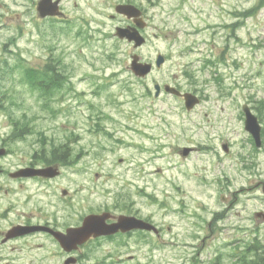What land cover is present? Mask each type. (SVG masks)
<instances>
[{
	"label": "rangeland",
	"instance_id": "rangeland-1",
	"mask_svg": "<svg viewBox=\"0 0 264 264\" xmlns=\"http://www.w3.org/2000/svg\"><path fill=\"white\" fill-rule=\"evenodd\" d=\"M76 2L79 6L71 15L79 20L69 30H45L39 24L44 34L27 35L35 39H23L14 48L37 68L46 65L51 49L61 58L57 67L67 66L75 89L52 104L58 114L47 112L37 93L20 84L18 71L9 73L20 63L8 51L3 52L8 60L0 62L5 72L0 75L1 89L8 95L1 93L0 98L14 118L37 116L40 120L30 125L35 132L56 142L73 135L75 149L81 140L90 150L78 164L100 174L98 180L93 172L86 174L87 213L110 207L111 213L134 214L165 231L160 237L150 234L146 242L134 237L131 248L119 253H112L115 244L93 243L83 264H179L184 258H189L187 264H215L219 255L225 261L221 264H229L236 246L257 237L264 244V221L255 217L264 212V145L255 146L242 110L248 104L258 115L254 107L264 100V0H160L159 6L149 8L155 20L139 55L145 61L155 62L158 55L169 60L147 82L136 80L130 70L131 57L138 52L116 37L108 3ZM259 3L254 16L234 17L235 11L257 9ZM112 54L115 60L109 58ZM211 56L224 62L217 69L201 70L203 59ZM185 70L193 72V78ZM155 81L196 92L201 103L189 112L182 99L166 95L159 100ZM12 99L19 108L12 107ZM9 120L7 114L0 116V134L7 132ZM97 120L100 133L93 128ZM260 123L264 129V120ZM104 132L122 143L113 137L108 142ZM223 145H228V153ZM77 161L71 167L76 168ZM73 171L69 176L80 179L82 175ZM118 175L133 186L124 191L125 199L114 202ZM106 190L113 193L108 196Z\"/></svg>",
	"mask_w": 264,
	"mask_h": 264
},
{
	"label": "flooded vegetation",
	"instance_id": "flooded-vegetation-1",
	"mask_svg": "<svg viewBox=\"0 0 264 264\" xmlns=\"http://www.w3.org/2000/svg\"><path fill=\"white\" fill-rule=\"evenodd\" d=\"M43 1L0 0V62L4 59L3 52L5 51L11 54L9 56L20 57L21 52L14 48H19L23 39H35L26 37L27 35H37L39 32L44 34L39 24L45 25V30L47 26L56 24L67 31L74 25L73 23L79 20L71 15L72 8L79 6L76 0H47L49 1L47 7L56 14L45 18L40 16L38 10ZM105 2L113 9L109 18L116 21L115 29L136 27L139 22L144 24L141 33L147 38L146 32L155 20V16L148 12L149 8L154 9L159 6L160 0H146L145 2L143 0H105ZM182 2L184 3V0ZM127 6H134L138 9V11H134L137 18H130L117 12L118 9L124 11ZM245 11V9L240 12L235 11L234 17H240V14ZM26 18L29 20L26 21ZM226 25L224 24L223 27ZM238 25L240 22L236 23L234 27ZM50 51L51 56L46 58V61L53 60V50ZM21 57L24 58L23 55ZM29 66L33 71L42 70L41 72H43L45 70L37 69L32 64ZM58 72L61 74V82L67 83L68 81H65L68 77L67 72L64 70ZM1 74H3L2 70H0ZM47 74L49 75V71ZM150 76L139 80L147 82ZM20 83L34 93L40 92L39 88L48 90L51 87V84L43 79L39 82L35 81L33 84H30L29 81L28 83L20 81ZM1 84L0 80V90L3 89H1ZM156 84H160L162 88L158 97L161 100V97L168 95L163 89L166 83L161 85L155 81L153 87ZM176 87L183 92L186 91L179 85ZM37 100L43 108L47 105L53 106V98L39 96ZM4 104L5 100L0 98V116L7 114L10 118L7 132L0 134V264H23L22 260L25 257H28L25 264H83L86 250L93 243H96L97 246L104 243L115 244L116 247L112 249V253H119L131 248L129 244L132 243L134 237L146 238L151 234L138 230L120 231L113 235L92 237L82 244L70 242L71 230L82 228L89 215H104L109 212L110 214L104 218V224L108 226L117 224L121 216L143 218L126 212L111 213L110 207H106L100 212L92 209L93 211L87 213L85 201L90 183L86 181V174L92 172L94 174L95 171L90 172L87 170L90 167L78 164L84 161L86 152L90 150L84 148L80 143L81 140H78L79 143L75 149L73 144L77 140L73 135L62 138L63 141L60 139V142H56L57 139H50L42 132H35L30 125L40 120L37 119V116L23 115L14 118L7 112ZM44 109L52 113L49 108ZM112 137L117 144L122 143L121 139L109 132H105L103 135V138L108 142ZM28 138L33 139L30 144H27ZM99 146L103 151L107 150V145L99 143ZM76 161V168L71 167ZM70 169L74 170L73 173L82 175L80 179L70 177L68 173ZM97 173L93 177L96 180L100 177V174ZM130 186L133 184L129 179L118 175L116 183L118 193L115 199L108 198H112L114 202L122 201L125 199L124 191ZM105 193L109 196L113 192L106 190ZM94 194L95 191L91 193V196ZM109 203L110 201L106 204ZM160 231L161 234L158 237L164 236L165 231L163 229ZM69 245L72 247L70 250L67 249ZM254 259L255 264H264V247L257 250ZM188 260L189 258H184L179 264H187ZM192 260L194 263L196 262V259Z\"/></svg>",
	"mask_w": 264,
	"mask_h": 264
},
{
	"label": "water",
	"instance_id": "water-1",
	"mask_svg": "<svg viewBox=\"0 0 264 264\" xmlns=\"http://www.w3.org/2000/svg\"><path fill=\"white\" fill-rule=\"evenodd\" d=\"M49 6V1L44 0L39 7V12L42 17H46L48 15H52L53 12L49 10L47 7ZM118 36L120 38L127 37L130 41L136 42V47L141 46L145 41L144 39L139 35V33L134 31H128V30H118ZM165 59L161 56L159 57L157 61V65L161 66L162 63H164ZM134 73L139 77H145L147 76L152 69L151 65L147 64H141L139 63V58L137 56L133 57V62L131 66ZM159 89V87H157ZM166 90L170 93H174L177 95H180L181 93L177 91L175 88H172L170 86L166 87ZM158 94V93H157ZM186 100V106L189 110H191L195 105L199 103V99L192 95V94H185L184 95ZM244 112L246 114V123H245V129L252 134V136L255 139V142L258 147L261 146V126L259 124L258 118L251 112L250 108L248 106H244ZM225 151H228L227 146H224ZM185 155L188 154V152H184ZM263 217L262 214H257V217ZM119 229L123 230H132V229H145V230H154L157 231L156 228L142 220H139L137 218H126L123 217L120 219V223L113 225V226H105L104 224V217L102 216H90L87 217L84 225L80 229L72 230L71 235L69 236V241L73 242L74 244H82L83 242H86L91 238V236H103V235H111L116 233ZM68 250L72 249L71 245L67 247Z\"/></svg>",
	"mask_w": 264,
	"mask_h": 264
},
{
	"label": "trees",
	"instance_id": "trees-1",
	"mask_svg": "<svg viewBox=\"0 0 264 264\" xmlns=\"http://www.w3.org/2000/svg\"><path fill=\"white\" fill-rule=\"evenodd\" d=\"M245 16H247V14H245ZM208 63L211 64V66H215L217 63H219V60L209 61ZM62 68L65 69V68H67V66H63ZM16 69L20 70V75H21L22 81L24 83L25 82L28 83V81H29L30 84L31 83L33 84V83H35V81L39 82L40 80L43 79V80H46L48 83L51 84V87L48 90H44L42 88H39V90H40L39 95L40 96H44V97H48L50 99L51 98L54 99L56 96H58V94L61 92V90L64 87V83L61 82V77H60L61 74L58 72V71H60V69L58 70V67H56L55 65L48 66L44 70L45 72L44 71L41 72L42 70L33 71V69L29 65H26L25 63L23 66H22V64H20L19 67H17ZM48 71H49V75L47 74ZM190 78H193V77H190ZM3 94L5 96H7L8 92H4ZM10 102H12V104H13L12 107H16V108L20 107L19 103H15L16 101H14L13 99ZM45 108H49L50 111H54L52 106L47 105V106H45ZM256 110L258 112L259 117L264 120V101H259L257 103ZM261 246H263V244L258 242V241H255V240L253 242L246 243L245 251L243 252V257L240 260V263H242V264H255L254 258H256V252ZM217 260H220V258H218Z\"/></svg>",
	"mask_w": 264,
	"mask_h": 264
},
{
	"label": "bare ground",
	"instance_id": "bare-ground-1",
	"mask_svg": "<svg viewBox=\"0 0 264 264\" xmlns=\"http://www.w3.org/2000/svg\"><path fill=\"white\" fill-rule=\"evenodd\" d=\"M61 77V76H60ZM264 263V262H263Z\"/></svg>",
	"mask_w": 264,
	"mask_h": 264
}]
</instances>
